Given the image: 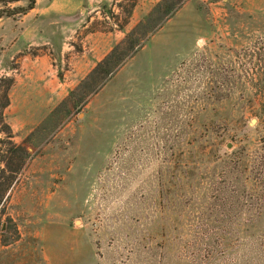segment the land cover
I'll list each match as a JSON object with an SVG mask.
<instances>
[{
    "label": "rangeland",
    "instance_id": "obj_1",
    "mask_svg": "<svg viewBox=\"0 0 264 264\" xmlns=\"http://www.w3.org/2000/svg\"><path fill=\"white\" fill-rule=\"evenodd\" d=\"M68 1L0 0V264H264V0Z\"/></svg>",
    "mask_w": 264,
    "mask_h": 264
},
{
    "label": "trees",
    "instance_id": "obj_2",
    "mask_svg": "<svg viewBox=\"0 0 264 264\" xmlns=\"http://www.w3.org/2000/svg\"><path fill=\"white\" fill-rule=\"evenodd\" d=\"M4 1H7V2H12V1H14V0H4ZM35 4H36V0H28V4L25 6V7H22V12L23 13H26V12H28L29 10H31V9H33L34 7H35ZM5 14H7V15H13V12L11 11V10H7V11H5L4 9H2L1 11H0V18L2 17V16H4ZM130 39H131V37H130ZM112 54V55H111ZM110 55H111V57L113 56V54L115 55V52H112ZM109 55V56H110ZM109 56L107 57V58H105V60H103L101 63H99V65H98V68H102L106 63H107V61H108V59H109ZM13 83V79H11V78H7V79H2L1 80V83H0V88L1 87H3L4 85H5V94H6V91L8 90V88L11 86V84ZM9 103V99H8V97H7V101H6V103H5V105L6 104H8Z\"/></svg>",
    "mask_w": 264,
    "mask_h": 264
},
{
    "label": "crops",
    "instance_id": "obj_3",
    "mask_svg": "<svg viewBox=\"0 0 264 264\" xmlns=\"http://www.w3.org/2000/svg\"><path fill=\"white\" fill-rule=\"evenodd\" d=\"M86 0H69L68 2H66L65 4H68V5H70L71 6V4L72 5H74V7L76 8V7H78V6H80L82 3H84ZM88 2H93L92 0H87ZM64 4V5H65ZM63 5V6H64ZM63 6H61V5H53V9L55 8H57V9H59V10H65L64 8H63ZM38 57V56H37ZM37 61H33V63H36Z\"/></svg>",
    "mask_w": 264,
    "mask_h": 264
},
{
    "label": "water",
    "instance_id": "obj_4",
    "mask_svg": "<svg viewBox=\"0 0 264 264\" xmlns=\"http://www.w3.org/2000/svg\"><path fill=\"white\" fill-rule=\"evenodd\" d=\"M252 120H253V122H256V118H254ZM230 146H231V143L228 144V147H230Z\"/></svg>",
    "mask_w": 264,
    "mask_h": 264
}]
</instances>
